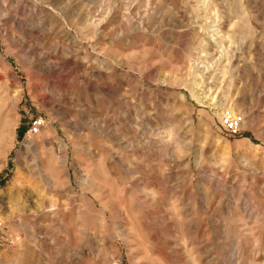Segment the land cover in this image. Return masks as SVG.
I'll list each match as a JSON object with an SVG mask.
<instances>
[{"label":"rangeland","instance_id":"1","mask_svg":"<svg viewBox=\"0 0 264 264\" xmlns=\"http://www.w3.org/2000/svg\"><path fill=\"white\" fill-rule=\"evenodd\" d=\"M0 264H264V0H0Z\"/></svg>","mask_w":264,"mask_h":264},{"label":"built area","instance_id":"2","mask_svg":"<svg viewBox=\"0 0 264 264\" xmlns=\"http://www.w3.org/2000/svg\"><path fill=\"white\" fill-rule=\"evenodd\" d=\"M245 123V117L239 115L223 114L220 118L221 128L229 135H237L243 124ZM38 125L34 126L30 133H38Z\"/></svg>","mask_w":264,"mask_h":264}]
</instances>
